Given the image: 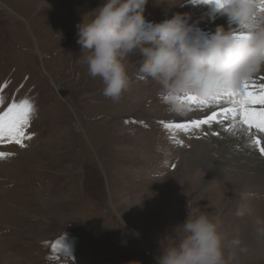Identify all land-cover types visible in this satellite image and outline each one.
<instances>
[{"label": "rangeland", "instance_id": "374dc122", "mask_svg": "<svg viewBox=\"0 0 264 264\" xmlns=\"http://www.w3.org/2000/svg\"><path fill=\"white\" fill-rule=\"evenodd\" d=\"M196 2L0 0V264H264V191L205 164L264 160V112L194 127L229 97L182 88L218 45L215 72L264 80L263 42L213 39ZM199 143L234 155L188 173Z\"/></svg>", "mask_w": 264, "mask_h": 264}, {"label": "bare ground", "instance_id": "6f19581e", "mask_svg": "<svg viewBox=\"0 0 264 264\" xmlns=\"http://www.w3.org/2000/svg\"><path fill=\"white\" fill-rule=\"evenodd\" d=\"M192 1L196 2V0ZM198 2L205 5L203 6L198 4V8L202 12L204 20H206V22L208 23V25L206 24L207 26H204V28H206V30L210 33V37H212L213 39L215 38L216 40L222 34L230 33L232 31L236 33L238 32L239 35L243 37L242 39H239V41L243 40L246 43V46H249L252 43L250 42L251 39H246L245 36L251 35L253 36V40L255 39V37H257V39L263 42L262 46L264 48V0H198ZM196 4L197 2L195 3V5ZM235 37L237 38L238 36ZM255 46H257L256 43L251 48L252 52L246 51L239 54L238 62H240L241 64L243 63L244 65L249 62L252 63L254 60L253 52L255 50ZM184 47L186 48V46ZM212 48H210L211 50H208V53L214 54L216 56V59H210V57H207V59H210L209 61H211L210 63H212V65L206 63L203 68L198 70L200 71L201 78L203 79H199L197 82L195 80L192 82H187L182 86V88L188 90L189 92L193 90L197 96L206 93V90L208 89V91H211L216 87L219 89L218 93H220V95L227 94L229 98L225 99L224 102L215 101L213 106L206 107L207 109L204 110L206 114H203L200 117L196 116L197 118L195 117L193 121L190 120L189 122L194 123L193 126L197 127L196 124H202L203 120L206 121L209 118V121L213 122L219 120L217 117L222 113L224 117V125H222L221 127L225 128L227 131H229L228 134L232 135V133L235 132L234 126L238 123L237 119L239 115H236V111L243 112L244 115L249 111V109L253 110L259 108L258 110L264 112V80L250 78L236 80L239 77H237V75L245 77L244 74L241 73L237 68L236 63L234 69L226 67L225 74L223 72H215V68H221L220 63L222 61L219 60V57L224 55L225 53L223 52L224 50H222L223 45H218V48L215 49ZM180 52L181 54H183L182 51ZM240 63L239 65L241 66ZM261 69H264L263 66L261 67ZM234 70L237 72L234 73ZM226 75H228V77ZM217 77L219 78V80H216ZM240 80H242V82L244 83L240 84ZM181 93H184V90ZM187 96L189 97V95ZM250 99L252 101L251 104L249 106H246L247 104H249ZM226 114H230L232 117H235V119H229L228 116H225ZM233 149L234 147L227 148L225 147V145L220 144L219 149L216 152V150H212L211 145L199 143L197 144V146H195L194 151H191L192 153H190V156L188 155L189 159L186 160L184 167L188 171V173H190L191 169H194L196 166V160H198V156L207 157L208 155L210 156L213 153L218 155H234ZM250 155L247 156L246 154L242 153L241 157H235V161H230L232 166H230V162H226L228 159L224 156L218 159L216 157L212 160H207L206 158H204L205 160H207V163L205 161L204 162L208 165L213 163V168L215 170L214 172H219L218 174L222 175L224 179L230 178V180L234 182L233 192H235V188L236 190H238V186H236V184L238 185L241 181H243V184H245V186H248L250 188L252 186V189L254 190H258L260 192L264 191V160H260V162L258 158L255 157V154L252 153V155ZM245 158H247L246 165L245 162H242ZM222 161H225L226 163ZM257 165H260L261 170L259 169L260 167H257ZM224 167H227L228 169L224 170ZM246 172L248 174H246ZM252 174H255L256 176H254V180L252 179ZM235 193L237 194V192Z\"/></svg>", "mask_w": 264, "mask_h": 264}]
</instances>
